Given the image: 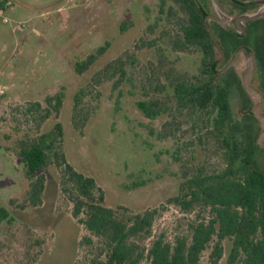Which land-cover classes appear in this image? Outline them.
Instances as JSON below:
<instances>
[{
    "label": "rangeland",
    "instance_id": "1",
    "mask_svg": "<svg viewBox=\"0 0 264 264\" xmlns=\"http://www.w3.org/2000/svg\"><path fill=\"white\" fill-rule=\"evenodd\" d=\"M169 13H175L173 4L162 12L160 0H17L0 18V204L13 217L0 224V264H88L92 256L81 245L87 232L72 218L73 204L62 193L55 166L44 171L43 204H27L19 144L57 122L64 125L68 162L96 180L114 209L139 213L165 204L178 194L189 162L210 172L224 167L214 141L201 134V120L175 105L171 82L197 75L202 54L172 48L181 17ZM102 47L106 51L95 65L77 74L76 63ZM117 60L122 70L90 85ZM60 92L65 98L59 119L40 122V113L27 112ZM152 100L163 108L153 120L139 108ZM258 161L264 169V158ZM194 218L168 206L155 234L174 238ZM229 250L227 242L220 264ZM201 264H209L208 252Z\"/></svg>",
    "mask_w": 264,
    "mask_h": 264
},
{
    "label": "trees",
    "instance_id": "2",
    "mask_svg": "<svg viewBox=\"0 0 264 264\" xmlns=\"http://www.w3.org/2000/svg\"><path fill=\"white\" fill-rule=\"evenodd\" d=\"M5 2L0 0L2 8ZM169 2L175 8L170 17H181L172 48L202 54L197 75L171 82L175 105L201 120V134L214 141L224 167L210 172L205 166L189 162L182 168L178 194L165 204L139 213L123 206L114 209L106 205V193L96 180L68 162L63 150L64 125L57 122L49 132L19 144L18 157L29 180L27 204L32 208L43 204L44 171L55 166L62 175V193L73 204L72 218L87 232L81 245L91 248L88 264H201L206 252L209 264H220L227 242L230 250L226 264H264V169L255 157L256 146L244 139L232 116L229 82L215 77V51L204 25L201 3L160 0L162 12ZM105 51L106 47H102L77 62L76 73L88 72ZM118 69L122 70L121 61L109 63L90 85L96 86ZM163 90L164 87L159 91ZM64 98L62 92L49 96L45 107L34 103L27 112L40 113V122L52 116L59 119ZM139 108L151 120L163 113L161 102L156 100L139 103ZM168 206L183 215L195 214L194 219H188L186 232L174 238L167 233L157 235L154 230L158 217ZM12 220L9 209L0 204V224Z\"/></svg>",
    "mask_w": 264,
    "mask_h": 264
},
{
    "label": "flooded vegetation",
    "instance_id": "3",
    "mask_svg": "<svg viewBox=\"0 0 264 264\" xmlns=\"http://www.w3.org/2000/svg\"><path fill=\"white\" fill-rule=\"evenodd\" d=\"M196 1L207 13L209 25L224 53L222 55L211 40L215 51L213 60L217 63L215 77L229 82L232 116L240 126L244 139H249L256 146V159L264 158V149L259 145L264 122L254 115L262 102L246 91L242 79L246 61L254 60L255 73L251 85L264 97V0ZM233 60H236L235 63L229 67ZM240 65H243L242 73ZM262 114L264 116V106Z\"/></svg>",
    "mask_w": 264,
    "mask_h": 264
},
{
    "label": "water",
    "instance_id": "4",
    "mask_svg": "<svg viewBox=\"0 0 264 264\" xmlns=\"http://www.w3.org/2000/svg\"><path fill=\"white\" fill-rule=\"evenodd\" d=\"M208 16L207 13L204 12V25L205 28L207 29L210 38L214 44V46L217 48V50L224 55L223 50L213 32V30L211 29L210 25H209V21H208ZM253 57V56H252ZM223 61V60H222ZM236 60H233L232 63L229 65L232 66L235 63ZM255 73V64H254V60H247L246 61V71L244 72V74L242 75V79H243V86L246 89V91L254 98L256 99H260L261 100V104L257 107V109L254 112V115L261 121L264 122V116L262 114V108L264 106V97L261 95V93L255 89L252 85H251V80L254 76ZM263 138H264V133L260 136L259 139V145L264 149V142H263Z\"/></svg>",
    "mask_w": 264,
    "mask_h": 264
},
{
    "label": "built area",
    "instance_id": "5",
    "mask_svg": "<svg viewBox=\"0 0 264 264\" xmlns=\"http://www.w3.org/2000/svg\"><path fill=\"white\" fill-rule=\"evenodd\" d=\"M14 3H15V0H6L3 8L0 6V18H2L4 16L5 10L13 7ZM5 22H7V19H5ZM4 93H5V91L0 89V96L4 95Z\"/></svg>",
    "mask_w": 264,
    "mask_h": 264
},
{
    "label": "crops",
    "instance_id": "6",
    "mask_svg": "<svg viewBox=\"0 0 264 264\" xmlns=\"http://www.w3.org/2000/svg\"><path fill=\"white\" fill-rule=\"evenodd\" d=\"M16 1H17V0H15V3H16ZM15 3H14V5H15ZM14 5H13V7H14ZM13 7H11V8H13ZM11 8H9V9H11ZM9 9H7V10H9ZM7 10H6V11H7ZM6 11H5V12H6Z\"/></svg>",
    "mask_w": 264,
    "mask_h": 264
}]
</instances>
